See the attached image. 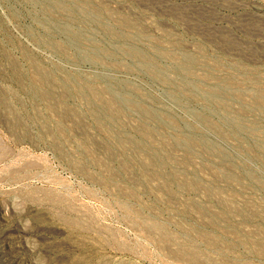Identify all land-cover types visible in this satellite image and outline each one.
Here are the masks:
<instances>
[{
	"label": "rangeland",
	"instance_id": "obj_1",
	"mask_svg": "<svg viewBox=\"0 0 264 264\" xmlns=\"http://www.w3.org/2000/svg\"><path fill=\"white\" fill-rule=\"evenodd\" d=\"M0 264H264V0H0Z\"/></svg>",
	"mask_w": 264,
	"mask_h": 264
}]
</instances>
